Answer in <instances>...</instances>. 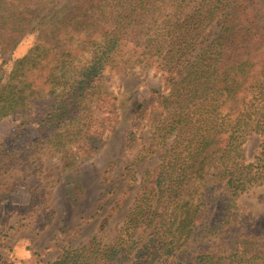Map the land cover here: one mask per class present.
I'll use <instances>...</instances> for the list:
<instances>
[{
    "label": "trees",
    "instance_id": "obj_1",
    "mask_svg": "<svg viewBox=\"0 0 264 264\" xmlns=\"http://www.w3.org/2000/svg\"><path fill=\"white\" fill-rule=\"evenodd\" d=\"M30 30V55L5 77L0 68V115L20 114L34 146L2 158L0 177L20 173L32 205L45 200L41 148L71 165L104 146L119 119L103 87L113 77L153 68L167 89L135 108L126 147L150 117L160 161L140 176L113 240L91 237L52 261L30 252L19 264H264V219L235 205L264 184V0H0V48Z\"/></svg>",
    "mask_w": 264,
    "mask_h": 264
},
{
    "label": "rangeland",
    "instance_id": "obj_2",
    "mask_svg": "<svg viewBox=\"0 0 264 264\" xmlns=\"http://www.w3.org/2000/svg\"><path fill=\"white\" fill-rule=\"evenodd\" d=\"M217 32V26L213 25L207 38L210 40ZM37 42L38 32L30 30L17 44L0 48L4 77L17 60L30 55ZM103 87L117 96L116 126L106 135L102 149L88 160L76 159L67 165V160L52 148L39 150L43 204H31L28 193L18 182L20 173L0 177V264L27 261L30 252L41 253L44 261H52L63 247H77L91 237H102L104 242L113 240L132 206L140 176L160 161L161 151L152 152L155 145L150 117L142 122L130 149L125 138L137 104L150 89L165 93V74L138 67L117 74ZM21 121L18 113L0 115V160L32 150L34 127ZM259 141L255 134L248 138L245 146L248 160L255 154ZM138 154V162L127 174L126 165ZM235 205L240 213L264 219V184L239 197ZM102 221H107L108 226L99 231Z\"/></svg>",
    "mask_w": 264,
    "mask_h": 264
}]
</instances>
